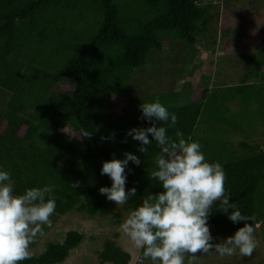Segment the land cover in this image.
I'll return each instance as SVG.
<instances>
[{"label":"trees","instance_id":"obj_1","mask_svg":"<svg viewBox=\"0 0 264 264\" xmlns=\"http://www.w3.org/2000/svg\"><path fill=\"white\" fill-rule=\"evenodd\" d=\"M202 1L0 0V89L10 96L4 110L0 102V166L11 173L14 195L53 184L54 215L77 210L98 216L108 208L99 189L112 183L101 175L103 163L131 152L142 161L125 169L126 191L137 189L128 202L135 210L149 194L163 191L151 177L159 148L153 141L148 154L141 153L127 132L151 126L141 119L140 105L159 100L178 122L157 127L168 128L173 140L198 141L207 162L223 166L230 203L264 225V145L244 142L234 151L224 137L230 131L251 136L264 125V83L252 81L264 70V51L247 63L252 68L240 84L193 89L190 102L175 92L129 95L135 74L154 53L162 54L164 43L181 42L193 52L209 32V6ZM216 206L209 219L214 238L244 226ZM83 239L70 231L61 244L49 242L41 255L21 264H61ZM139 254L144 258L143 250ZM99 261L129 264L131 255L113 241Z\"/></svg>","mask_w":264,"mask_h":264},{"label":"clouds","instance_id":"obj_2","mask_svg":"<svg viewBox=\"0 0 264 264\" xmlns=\"http://www.w3.org/2000/svg\"><path fill=\"white\" fill-rule=\"evenodd\" d=\"M141 119L151 126L133 128L127 132L140 143L139 152L148 154L155 142L159 153L155 157L153 180L163 191L149 194L142 204L132 210L120 225L132 245L143 250V257L151 264H198L199 256L214 253L231 257H251L257 247L255 217L242 214L236 203H230L231 193L225 189L226 174L219 162H207L201 144L189 137L173 140L168 128L157 127V122L174 127L178 118L159 100L140 105ZM89 137L91 133L84 131ZM113 133L108 139H114ZM149 136L152 139H149ZM124 159L105 161L101 175L111 180V187L99 192L117 206L135 197L137 189L126 191L129 162L139 166L141 159L126 152ZM79 187L74 184L73 188ZM55 185L27 188L14 195L11 173L0 166V264H21L31 259L30 246L45 235L44 227H52L51 216L56 210ZM233 223L245 222L234 235L214 242L209 219L213 206ZM229 209L232 211L229 212ZM251 223H248V222Z\"/></svg>","mask_w":264,"mask_h":264},{"label":"rangeland","instance_id":"obj_3","mask_svg":"<svg viewBox=\"0 0 264 264\" xmlns=\"http://www.w3.org/2000/svg\"><path fill=\"white\" fill-rule=\"evenodd\" d=\"M202 4L209 6V32L200 37L194 53L181 42L164 43L162 54L154 53L148 67L135 74L129 94L133 99L175 92L181 93L182 102H190L193 89L236 86L242 82L252 68L247 63L264 51V0H203ZM252 81L264 83V70H261L259 80ZM9 99L10 96L0 89L2 110ZM258 108L256 105L253 109ZM237 109L239 106L231 107L232 111ZM205 127L201 124L199 128L204 130ZM65 133L69 134L71 130ZM254 133L250 136L246 131H230L224 137L234 151L244 142L264 145V125L259 123L257 128L254 127ZM128 202L117 206L108 201L107 210L95 217L77 210L64 216H51L52 227H44L45 235L30 246L31 255H41L49 242L61 244L68 232L77 231L84 239L61 264H100L99 254L106 243L113 241L131 255L129 264H151L150 260L140 257L141 249L132 245L120 227L131 212ZM210 231L213 228L210 227ZM232 235L234 233L216 237L214 242ZM255 239L257 247L251 257H241L238 252L231 257L210 253L199 256L198 264H264V225H256Z\"/></svg>","mask_w":264,"mask_h":264},{"label":"crops","instance_id":"obj_4","mask_svg":"<svg viewBox=\"0 0 264 264\" xmlns=\"http://www.w3.org/2000/svg\"><path fill=\"white\" fill-rule=\"evenodd\" d=\"M218 50H220V49H218Z\"/></svg>","mask_w":264,"mask_h":264}]
</instances>
